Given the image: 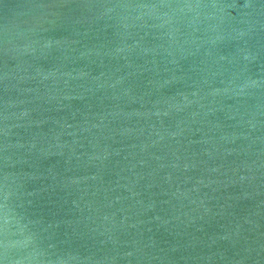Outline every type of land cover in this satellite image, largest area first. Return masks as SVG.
<instances>
[{"label": "water", "instance_id": "obj_1", "mask_svg": "<svg viewBox=\"0 0 264 264\" xmlns=\"http://www.w3.org/2000/svg\"><path fill=\"white\" fill-rule=\"evenodd\" d=\"M0 264H264V0H0Z\"/></svg>", "mask_w": 264, "mask_h": 264}]
</instances>
